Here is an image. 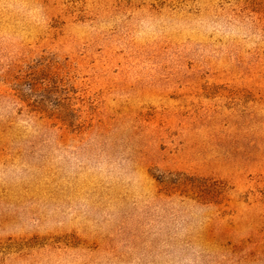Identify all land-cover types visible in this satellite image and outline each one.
I'll return each mask as SVG.
<instances>
[{
  "label": "rangeland",
  "instance_id": "1",
  "mask_svg": "<svg viewBox=\"0 0 264 264\" xmlns=\"http://www.w3.org/2000/svg\"><path fill=\"white\" fill-rule=\"evenodd\" d=\"M0 264H264V0H0Z\"/></svg>",
  "mask_w": 264,
  "mask_h": 264
}]
</instances>
